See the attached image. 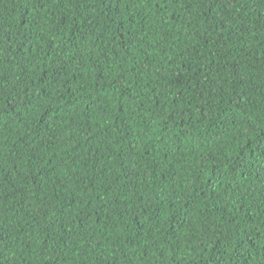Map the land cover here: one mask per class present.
Wrapping results in <instances>:
<instances>
[{"label": "trees", "instance_id": "obj_1", "mask_svg": "<svg viewBox=\"0 0 264 264\" xmlns=\"http://www.w3.org/2000/svg\"><path fill=\"white\" fill-rule=\"evenodd\" d=\"M0 264H264V0H0Z\"/></svg>", "mask_w": 264, "mask_h": 264}]
</instances>
